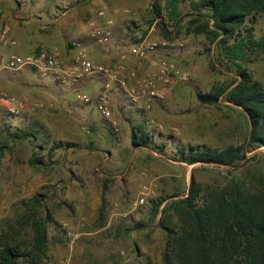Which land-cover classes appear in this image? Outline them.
I'll return each mask as SVG.
<instances>
[{"label": "rangeland", "instance_id": "obj_1", "mask_svg": "<svg viewBox=\"0 0 264 264\" xmlns=\"http://www.w3.org/2000/svg\"><path fill=\"white\" fill-rule=\"evenodd\" d=\"M27 1L30 3L26 0L25 4ZM34 1L38 2L39 9L54 14L74 0H32L30 4ZM195 1L179 0L178 23L175 24L166 18L164 1L157 17L153 0H90L92 18L102 11L111 15L115 25L128 29L131 36L126 39L125 50L143 41L154 42L157 47L145 62L166 60L179 71V78L167 96L154 101L147 113L136 110L122 93L113 92L112 120H116L119 127L120 122L127 123L124 130L127 135L132 129L143 127L151 136V145L163 150L148 149L146 153L143 149L136 152L133 149L127 158L124 188L133 205L123 208L131 211L124 218L112 219L109 215L113 209L107 207V198L113 199L115 194L107 181L112 179L98 177L97 172L82 175L77 167L82 153H87L85 148L92 147L91 142L96 141L100 152L111 145L117 147L111 136L114 131L111 123L96 112L93 104H83L77 98L78 93L94 96L95 93L87 92L83 85L88 87L99 82V90L100 79L85 80L82 87H77L43 82L28 70L23 71L29 73L2 75L0 91L21 99L23 107L17 117L8 115L0 107V243L3 235L30 241L32 221L49 214L48 241L41 264H163L165 237L156 224L160 216L149 223L153 201L169 199L163 207L173 201V196L183 198L191 176L204 188L222 190L232 180L264 175V148L246 150V159L235 167L187 165L174 159L177 148L189 145L218 151L237 146L246 149L250 130L241 108L224 99L216 105H202L196 100L197 92L229 85L235 77V67L222 60L206 34L194 33L209 17L205 10H200L205 17H198L199 12L193 7ZM125 10L128 12L123 13ZM195 18L200 21L191 25ZM254 21L256 39L264 38V16H257ZM209 25L212 27V21ZM163 29L170 32V39H164ZM49 34L47 38L53 40L52 33ZM119 34L117 32L114 38L120 39ZM240 64L264 87V51L258 50ZM144 66L131 63L128 68H138L140 73L150 70ZM16 77L24 79L19 83L20 90L12 87ZM90 112L92 117H89ZM145 116L161 123L164 130L147 129ZM92 118H96L95 121ZM172 128L177 132L173 133ZM118 134L123 141L121 128ZM31 160L41 164L31 165ZM144 186L148 190L144 202L135 206ZM120 210L122 208L118 207L116 212ZM129 223L131 227L138 223L149 224L133 230Z\"/></svg>", "mask_w": 264, "mask_h": 264}, {"label": "trees", "instance_id": "obj_2", "mask_svg": "<svg viewBox=\"0 0 264 264\" xmlns=\"http://www.w3.org/2000/svg\"><path fill=\"white\" fill-rule=\"evenodd\" d=\"M163 1L166 18L178 23L179 0H153L157 9L154 15L160 16ZM193 7L199 12V18L205 17L200 10L209 13L208 20L198 25L194 33L206 34L222 60L235 67V77L229 85L197 92L196 100L202 105H216L224 99L241 108L248 118L250 130L246 149L237 146L218 151L189 145L177 148L174 159L187 165L235 167L240 160L246 159V150L264 148V87L240 64L258 50L264 51V38L258 40L254 35L255 18L264 16V0H196ZM199 21L195 18L190 24ZM163 36L164 39L171 38L166 29H163ZM150 138L139 126L132 129L131 145L163 151L151 145ZM30 164L41 163L31 160ZM176 198L173 196V201L163 207L169 199L153 201L149 216V223L160 216L156 224L165 237L163 264H264V175L232 180L222 190L204 188L191 176L187 194ZM50 220L49 214L35 218L30 225L31 240L27 242L3 235L0 264H41ZM149 223H138L131 228L138 230Z\"/></svg>", "mask_w": 264, "mask_h": 264}, {"label": "built area", "instance_id": "obj_3", "mask_svg": "<svg viewBox=\"0 0 264 264\" xmlns=\"http://www.w3.org/2000/svg\"><path fill=\"white\" fill-rule=\"evenodd\" d=\"M20 5H26V0H18ZM98 21L89 22L88 36L97 44L101 45L104 51H110L111 26L113 21L100 11L97 13ZM17 45L12 37L11 27L6 22L3 6L0 4V75L4 72H17L30 70L38 78L49 80L61 86H77L85 79L98 78L101 88L90 96L85 93H78L77 98L83 104H93L96 112L104 119H111L113 92L122 93L139 112L147 113L151 110L154 101L163 100L170 88L174 86L179 78L177 67L166 60L156 62L150 61L151 68L145 73H140L139 69L128 68V58L115 65L104 64L92 59L89 56L87 47L81 43H74L77 50L72 61L64 65L55 52L41 49L34 54L20 55L11 51ZM157 44L146 42L132 46L128 49V54L134 58L133 63L142 64L149 61V56L155 51ZM0 107L10 116L17 117L21 114L23 102L15 96H8L0 91ZM114 132L118 134L116 123L110 121ZM144 125L147 129L161 132L164 126L155 121L150 116H145ZM173 133L177 132L172 128ZM147 187H143L141 196L137 204L142 205L144 196L147 194ZM71 238L72 235L68 234Z\"/></svg>", "mask_w": 264, "mask_h": 264}, {"label": "crops", "instance_id": "obj_4", "mask_svg": "<svg viewBox=\"0 0 264 264\" xmlns=\"http://www.w3.org/2000/svg\"><path fill=\"white\" fill-rule=\"evenodd\" d=\"M31 1L32 0H30V3ZM18 2V0H0V4L3 6L5 12L6 22L10 25L12 37L16 40L17 43L15 47L11 48L12 52H15L20 55H29L34 54L41 49H46L48 51L55 52L59 56L61 63L67 65L72 61V58L77 52V50L73 47V44L81 43L82 45L88 48L92 59H95L102 63L108 65H115L117 63L122 62V57L128 58V65L133 63V56L128 54V49L125 50L127 48L126 39L130 38L131 36L129 35L130 32H128L127 28H120V25L117 23L115 25V21L112 20L113 18L111 19L110 17L111 15H107V17L113 21V24L111 26L112 38L110 51H104L101 45L97 44L94 40L89 38V21H98V12L96 13L94 18H92L89 14L90 0H74L69 3H65L67 5H65L64 8H60L58 10L59 12L57 11L54 14H52L47 9H39V5L37 4L38 2H36L35 4L34 1V4H30L27 1L28 3L25 7L19 6ZM127 12L128 11L125 10L123 13ZM45 14L47 16L46 18ZM117 21L118 20L116 19V22ZM85 29L88 30L86 31ZM50 32L52 33L53 40L48 37L49 40L47 42V36L50 35ZM84 32H86V34ZM117 32L120 33V39L114 38V35L116 36ZM42 35H44V37ZM142 63L145 64L144 67L146 69L151 68V64L149 62L144 61ZM28 71L30 73H33L30 70ZM21 72L29 73L23 70L17 72L4 73L19 74ZM4 73L0 75V87L3 83L2 75ZM33 75L36 76L34 73ZM23 81L24 79H22V77H16L15 81H12V87L20 90V84ZM44 81L51 82L49 80H43V82ZM83 81H81L80 84L77 85V87L80 86ZM83 87H86L87 92L96 93L98 91V88L100 87V83L98 82L97 85L90 84L88 87L84 84ZM13 91L17 95H19L17 91ZM89 117H92L91 112ZM95 119L96 118H94L93 121H95ZM106 121H113L114 123H116L119 132L121 128L123 141L120 138V134H117L116 136L115 132L112 130L113 134H111V136L114 138V142H116L117 147L114 148V146L111 145L108 149L103 148L105 151L101 150L100 152L98 150L100 148L94 140L95 142H91V148H85L87 153H82V163L79 162V166L77 167L79 169L80 174L85 176H89L90 173L92 174L97 172L99 173L98 177L100 176L102 178L103 176H105L104 178H111L112 180L114 179L113 181L110 179L107 181L109 182V186H111V189L114 190L115 194V197L113 199L109 197L108 200L107 198V207H111L113 209L111 212H109V215L112 219H117L121 217L124 218L125 216L130 215L131 211L123 210V208H126L127 206L131 207L133 205H131L130 197L126 196V189L124 188V181H126L125 176L127 175V158H129L133 149L135 152L137 150L143 149L146 153L148 149L132 147L131 134L127 135L124 131L127 129V123L120 122L119 127L118 122L116 120H112V117L110 121ZM105 140L106 138L104 137L103 141ZM134 204L136 206L137 202H135ZM94 205H97V203H95ZM118 207L122 208V210L116 212ZM111 218H109V221L112 220ZM128 225L131 228L130 223ZM102 230L104 229H101L100 231ZM128 234H130V232H128Z\"/></svg>", "mask_w": 264, "mask_h": 264}]
</instances>
